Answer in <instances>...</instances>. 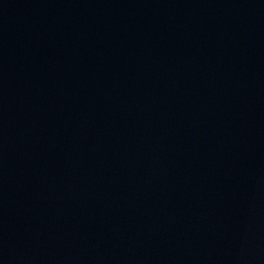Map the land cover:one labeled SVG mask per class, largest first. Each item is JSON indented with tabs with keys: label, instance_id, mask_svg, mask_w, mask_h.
<instances>
[{
	"label": "water",
	"instance_id": "95a60500",
	"mask_svg": "<svg viewBox=\"0 0 264 264\" xmlns=\"http://www.w3.org/2000/svg\"><path fill=\"white\" fill-rule=\"evenodd\" d=\"M0 264H264V0H0Z\"/></svg>",
	"mask_w": 264,
	"mask_h": 264
}]
</instances>
